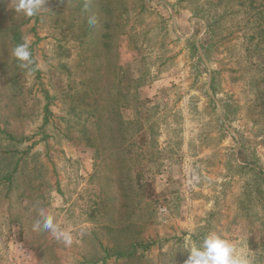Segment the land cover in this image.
<instances>
[{
	"label": "rangeland",
	"instance_id": "374dc122",
	"mask_svg": "<svg viewBox=\"0 0 264 264\" xmlns=\"http://www.w3.org/2000/svg\"><path fill=\"white\" fill-rule=\"evenodd\" d=\"M16 3L0 0V264H184L185 239L210 231L264 264L255 10L45 0L24 23ZM25 42L27 67L12 55ZM40 209L71 245L33 229Z\"/></svg>",
	"mask_w": 264,
	"mask_h": 264
},
{
	"label": "clouds",
	"instance_id": "9594fccd",
	"mask_svg": "<svg viewBox=\"0 0 264 264\" xmlns=\"http://www.w3.org/2000/svg\"><path fill=\"white\" fill-rule=\"evenodd\" d=\"M44 6L45 0H18L14 9L27 16H34ZM12 55L21 62H27L23 65L24 67L32 63L31 51L27 42L16 45L12 49ZM38 216L39 219L33 225L34 230L47 231L66 246L72 244L71 231L62 228L50 211L40 209ZM184 249H187L189 253L184 264H255V257L252 254L215 231L207 233L199 244L186 238Z\"/></svg>",
	"mask_w": 264,
	"mask_h": 264
},
{
	"label": "trees",
	"instance_id": "16d2710c",
	"mask_svg": "<svg viewBox=\"0 0 264 264\" xmlns=\"http://www.w3.org/2000/svg\"><path fill=\"white\" fill-rule=\"evenodd\" d=\"M240 1V4H242V5H245V7H247L248 6V8H251L252 10L254 9L255 10V12H256V16L259 18V20H260V24H262V25H264V0H239ZM32 17H35V20L36 21H38L39 20V13H37L36 15H34V16H27V19H25L24 20V23H26V22H29L31 19H32ZM216 23H217V17H212L211 18V20H210V22H209V28H208V37H207V39L209 40V45L210 44H212V42H211V40H212V38H213V33L215 32V28H216ZM263 31V30H262ZM264 32V31H263ZM15 37L16 38H18V40H19V38H20V35L19 34H17L16 33V35H15ZM204 44V43H203ZM205 47V46H204ZM37 71H38V69H37ZM213 84V83H212ZM46 98H47V96H46ZM44 111H45V121H44V123L45 122H47L48 120V116L49 115H51V110L49 109V107H48V103H46V105H45V107H44ZM0 131H1V129H0ZM2 132L5 134V135H7L8 137H10V138H14V136L10 133V132H8V131H6V130H2ZM258 175H259V177L261 178V180H263V182H264V171H262V170H260L259 172H258ZM152 244V242H150V243H140L139 245L140 246H145V247H148V246H150ZM120 254V253H119Z\"/></svg>",
	"mask_w": 264,
	"mask_h": 264
}]
</instances>
